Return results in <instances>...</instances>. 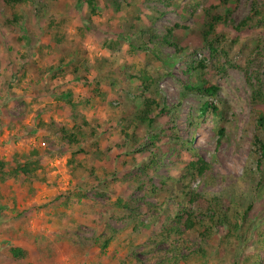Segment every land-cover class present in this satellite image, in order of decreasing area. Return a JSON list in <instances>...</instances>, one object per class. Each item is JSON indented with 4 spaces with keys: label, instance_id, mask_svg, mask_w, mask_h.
Returning a JSON list of instances; mask_svg holds the SVG:
<instances>
[{
    "label": "rangeland",
    "instance_id": "obj_1",
    "mask_svg": "<svg viewBox=\"0 0 264 264\" xmlns=\"http://www.w3.org/2000/svg\"><path fill=\"white\" fill-rule=\"evenodd\" d=\"M220 2L96 0L92 14L87 0H27L15 8L0 0V156L29 158L36 151L33 159L42 165L31 180H9L6 189L0 184V264H264V250L256 253L252 239L224 252L216 248L217 236L202 240L193 231L174 240L184 238L189 247L205 241L203 247L207 242L211 249L206 255L187 250L179 255L157 237L176 210L169 202L164 214L160 208L172 184L187 182L182 171L193 158L174 144L176 134L212 162L214 184L206 187L197 178L191 187H225L229 195L242 196L252 204L249 217L264 228L263 192L240 182L254 130L249 83L264 91V0H227L232 13L218 28L223 43L212 53L202 42L204 11ZM254 2L263 19L234 29ZM164 36L177 46L163 43ZM190 63L204 64L203 72L228 106L220 143L210 113L198 125L186 123L199 100L183 88ZM96 84L99 95L86 100L88 86ZM145 86L151 90L145 98L160 95L176 105L173 123L159 118L147 132L124 121L135 111L130 100L135 102ZM67 91L76 111L63 101ZM74 121L95 131L86 132L72 156L59 135L61 125L70 129ZM131 133L143 144L124 147ZM154 134L158 139L151 142ZM150 153L156 154L154 161ZM119 197L128 209L116 206ZM125 215L135 217L116 221ZM108 233L113 237L101 252L94 240ZM10 246L27 250V257L10 259Z\"/></svg>",
    "mask_w": 264,
    "mask_h": 264
},
{
    "label": "trees",
    "instance_id": "obj_2",
    "mask_svg": "<svg viewBox=\"0 0 264 264\" xmlns=\"http://www.w3.org/2000/svg\"><path fill=\"white\" fill-rule=\"evenodd\" d=\"M25 1L27 0H4V3L10 8H15ZM78 2H81V0H78ZM87 5L92 14H94L97 8L96 0H87ZM204 13L205 22L201 32L202 42L212 53H216L219 45L223 43V38L219 34L218 28L220 25L227 23L232 10L228 7L227 0H221L218 5H211L206 8ZM261 16L262 11L254 2L251 5L249 14L234 29H245L253 18L263 19ZM17 17V15L13 16L14 22L12 23L15 24L17 22ZM169 34L170 31L168 30ZM168 39L169 36H164L161 41L166 45L171 43V46L175 48L177 44L171 41L169 42ZM204 69L205 66L203 63L197 65L190 63L188 65L187 73L189 79L183 85V88L186 92L198 97L199 100L195 108V114H188L186 123L191 127L198 125L201 121L205 120V115L210 113L215 120L213 129L217 135V142L220 143L225 135L228 106L219 98L218 86L207 78L203 72ZM72 71L73 74H77L78 68L75 66ZM139 78L140 81L144 80L142 76H139ZM81 80L87 81L85 77H82ZM249 85L252 89L251 104L254 130L251 137V149L247 163L243 167L240 182L246 181L250 188L254 187V193H257L260 189V192L264 194V91L257 84L249 83ZM146 92H151L148 86H145L143 93L135 97V102L130 100V103L135 106V111L131 116L125 118L124 121L129 119V124H133L135 128L139 126L143 127L147 132L154 130L156 121L159 118H164L165 122L173 123L174 118L177 116L175 111L177 108L176 105L167 104L165 100L163 101L161 99L160 95L155 98H145L144 93ZM99 93V84L92 87L88 86V91L85 94L86 100L98 96ZM71 97V92L67 91L64 94L63 101L69 103L74 111H76L77 104L71 101ZM78 118V115H73L74 120ZM82 122L80 124L74 121V125L70 129H67L65 125L60 126L59 141L62 145H66L70 150H73V147L81 143V139L84 138L87 131H95L94 128L86 125L84 121ZM162 133L163 131H159L158 134ZM149 138L152 142L153 139H158V136L154 134L150 135ZM172 139L176 141L174 144L184 147L185 151L190 153L193 158L185 163L182 171L181 179L187 180V182L178 181L175 182V185L172 184L168 191L169 196L160 208L161 214H164L169 202L175 205L176 210L173 214H168L163 232L157 234L158 239L163 242L168 241L172 251L179 255H182V251L184 250L193 254L201 253L202 255H206V250L211 249V245L209 246L207 242L205 244L206 246L203 247L205 241H203L202 246L200 244L189 247L187 246V240L184 238H180L177 241L174 240L177 236H182L185 233H191L193 231H199L202 240L217 236L218 246L216 248L224 252L228 251L234 244L240 246L241 243H248L250 239L253 240V245L257 249L256 253H258V250H264V228L261 229V222L249 217V212L252 209L251 202H248L246 198L247 202L244 203L242 202L244 199L242 196L236 194L229 195L225 187L218 191L193 189L191 183L197 178H201L205 182L206 187L214 184L216 178L210 175L212 162L205 160L199 152L195 151L192 141L187 139L181 140L177 134ZM142 140L141 137H136L135 134L131 133L126 137L124 147L130 142H132L133 146L142 145ZM120 148L121 146H119L118 150ZM75 153L77 152L73 150L72 156ZM78 153H86V151L79 149ZM37 154L34 151L29 155V158L20 156L19 158H12L10 160L0 156V184H2V188H8L6 182L9 180H17L20 178L31 180L36 175V172L42 169L41 163L33 159L34 155L36 156ZM150 154L153 155L151 160L154 161L156 154ZM97 164H99L98 161ZM91 173H93L92 168ZM115 204L122 210L128 209L129 207L128 202L123 201L121 197L116 199ZM107 216L110 221L112 215ZM134 217L133 215H125V217L116 218V221L128 222ZM172 236L173 238H171ZM112 237L113 233H108L101 241L99 237H96L94 244L100 247L101 252H105ZM174 244H177V247ZM27 254V250L21 247L10 246L7 249V255L13 260L25 259ZM171 258L178 259L175 254ZM257 259L258 255L254 256L252 263H256Z\"/></svg>",
    "mask_w": 264,
    "mask_h": 264
}]
</instances>
